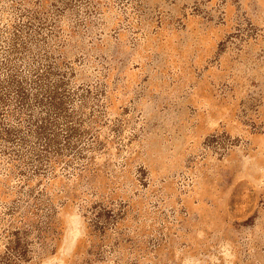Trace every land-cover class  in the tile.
<instances>
[{"label":"rangeland","instance_id":"374dc122","mask_svg":"<svg viewBox=\"0 0 264 264\" xmlns=\"http://www.w3.org/2000/svg\"><path fill=\"white\" fill-rule=\"evenodd\" d=\"M0 264H264V0H0Z\"/></svg>","mask_w":264,"mask_h":264}]
</instances>
